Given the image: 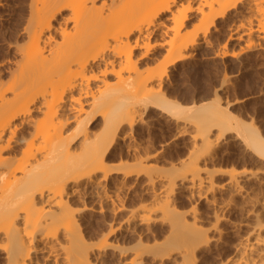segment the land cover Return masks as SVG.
<instances>
[{
    "label": "bare ground",
    "instance_id": "6f19581e",
    "mask_svg": "<svg viewBox=\"0 0 264 264\" xmlns=\"http://www.w3.org/2000/svg\"><path fill=\"white\" fill-rule=\"evenodd\" d=\"M28 3L26 41L0 68V264H111L112 256L115 264H202L204 258L208 264H264V199L240 182L244 176V182L254 180L263 190L264 168H206L200 177L205 182L193 189L200 162L213 165L219 158L212 132L229 133L226 141L243 165L264 159L263 133L234 116L228 104L214 98L183 104L159 88L167 64L187 56V49L204 39L199 33L206 35L226 9L241 6L256 20L254 27L250 17L242 31L233 28L231 40L264 33V0ZM64 7L71 15L54 22ZM198 13L200 26L179 36L186 20ZM169 29L174 34L167 40L162 35ZM165 46L168 55L158 71L144 74L141 64L149 49ZM6 76L13 81L4 83ZM149 108L192 122L194 133L181 170L175 172L170 160L158 174H147L140 192L149 202L127 210L116 196L119 186L109 184L116 172L109 160L116 146L127 154L134 150L139 170L155 166V154L141 152L129 139ZM97 117L100 126L94 130ZM25 126L26 132L17 134ZM122 174L120 185L128 176ZM184 200L192 204L189 210L182 209ZM244 203L249 219H230L227 212ZM95 213L100 214L93 226L97 242L87 217ZM148 232L150 244L143 243ZM227 232L235 238H227ZM133 234L137 242L127 246L124 239Z\"/></svg>",
    "mask_w": 264,
    "mask_h": 264
},
{
    "label": "rangeland",
    "instance_id": "374dc122",
    "mask_svg": "<svg viewBox=\"0 0 264 264\" xmlns=\"http://www.w3.org/2000/svg\"><path fill=\"white\" fill-rule=\"evenodd\" d=\"M102 1L96 0V3L100 4ZM28 2L29 0H0V68L14 59V55L16 54L15 49L23 45L26 41V33L23 25L26 22L25 19L29 11ZM237 8L238 6L228 8L222 16L216 17L214 24L205 32L206 35L199 33V36H202L204 39L199 36L198 38L199 40L202 39L203 42L200 40L198 45L189 47L187 49L190 54H188L189 56H184V58L182 57L171 64H167L165 74L159 80V88L169 98L176 99L183 104L204 102L210 98L218 100L223 105L228 104V109L231 113H234V116L237 115V117L247 122H252L255 126L259 127L264 135V33L260 31L253 38L255 39L254 41L246 33L242 34L241 40H231L228 36L230 32L235 28L242 31L246 27L244 24L246 25L247 20L251 17L250 13L248 14L241 6L240 8L243 10L238 9L243 11V14ZM166 14L168 15L169 12H165ZM70 15L71 9L64 7L57 13L54 22L63 21L62 23H64V17L68 18ZM199 17L200 15L198 13L196 16L187 19L185 27L179 31L178 35L185 37L195 27L200 26ZM250 20L252 21L251 26H256V20H253L252 17ZM242 21L245 22L242 23L243 26L241 24ZM67 22L70 24V21ZM173 34L174 31L169 29L168 33L162 36L169 40L173 37ZM246 37L249 39H246ZM166 48L165 46L164 48L157 47L149 49L148 57L141 64V69L144 74L158 71L161 59L168 55ZM221 49L223 51L226 49L231 50L237 56L234 57L233 55H229V53L223 54L224 52ZM2 81L4 83H10L13 81V77L6 76ZM32 114L33 116L41 115L38 112H33ZM230 121L233 122V119ZM99 126L100 121L99 117H97L91 124V128L97 130ZM27 129L28 126L22 127L17 130V134H24ZM193 133L192 122L189 123L182 117L176 119L170 117L163 111L149 108L144 114L143 122L135 124V128L129 136V139L139 146L141 152L145 151L150 155L155 154L152 158L155 166L153 165L139 170L138 165L132 161L131 153L134 150H131L127 154L124 151L120 152L115 146L109 161L115 167L116 172L112 173L109 184L111 186H119L116 196L118 201L122 199L126 202L128 206L127 210L141 207L142 204L149 202L140 192L141 185L147 174H158V172H161V167L170 165V160H173L174 164H176L175 172L181 170L180 160L185 156L191 144L190 137ZM210 136L215 139L214 152L221 158H218L217 162L213 165L210 162L207 165L200 162L198 175L194 179L195 188L193 189L195 191L198 181L202 180V183L205 182L200 177L205 175V170L211 169L212 167L214 169L220 168L226 172H235L238 169H249L253 171L257 169L256 166L249 167V163L255 165L254 161H250L246 165L240 162L237 154L233 152L235 151V146L226 141L229 133L224 132V134L216 135L214 131ZM16 148L14 147L12 151L16 150ZM227 149H230V151L227 152ZM124 171H127L128 176L120 185L117 182L122 177V172ZM136 172L137 175L135 174ZM240 179L245 189H248L251 193L254 192L258 198L264 199V185L262 186V190V188L254 183V180L247 183L244 182V176ZM204 188L201 185L199 191H203ZM226 192L227 190L223 191L221 196L227 195ZM236 197L237 200H242L241 196L237 195ZM86 201L90 202V199ZM182 203L184 204L182 207L183 210H189L192 206L186 200ZM244 204L243 208L237 206L236 210L227 212L229 218L236 220L242 219V222L248 220L249 216L246 212L248 205L246 203ZM199 207L201 210H204L206 208L205 202L202 201V203H199ZM99 215L95 213L87 216L89 222L91 221L92 223H90L89 231L91 232L92 230L93 232L92 238L94 242H97L100 238L93 231V226L95 225L94 220ZM221 224L226 226L227 223L222 221ZM245 225V223L241 225V233L246 229ZM209 232L212 233L211 230ZM225 236L231 240L235 238L230 232L225 233ZM136 239V235L133 234L124 240H126L127 246H131L137 242ZM145 242H148L147 244L152 242L151 232L143 235V243ZM113 258L112 256L111 261H113L110 262L111 264H115L116 260ZM204 260L206 262L202 264H208V259L204 258ZM167 264H170V262H167Z\"/></svg>",
    "mask_w": 264,
    "mask_h": 264
},
{
    "label": "snow or ice",
    "instance_id": "6c2138e0",
    "mask_svg": "<svg viewBox=\"0 0 264 264\" xmlns=\"http://www.w3.org/2000/svg\"><path fill=\"white\" fill-rule=\"evenodd\" d=\"M254 166L264 168V159L257 161L255 165L252 163H249V167H254Z\"/></svg>",
    "mask_w": 264,
    "mask_h": 264
}]
</instances>
